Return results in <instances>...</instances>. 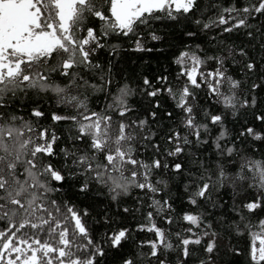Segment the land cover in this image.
<instances>
[{"label":"snow or ice","instance_id":"6c2138e0","mask_svg":"<svg viewBox=\"0 0 264 264\" xmlns=\"http://www.w3.org/2000/svg\"><path fill=\"white\" fill-rule=\"evenodd\" d=\"M0 264H264V0H0Z\"/></svg>","mask_w":264,"mask_h":264},{"label":"trees","instance_id":"16d2710c","mask_svg":"<svg viewBox=\"0 0 264 264\" xmlns=\"http://www.w3.org/2000/svg\"><path fill=\"white\" fill-rule=\"evenodd\" d=\"M154 42H149V45L151 46ZM159 47V45H157ZM124 61L121 62V66L124 67L129 73L139 72L140 71V65L141 62L145 59L150 60V63L148 67H151L153 70L156 68L157 61H159L161 64L165 63V57L168 55L167 52L164 53H140V52H132L127 51L124 54ZM175 65H173V68ZM93 103L95 104V100H93ZM151 234L148 232H140L138 233V236H150Z\"/></svg>","mask_w":264,"mask_h":264}]
</instances>
